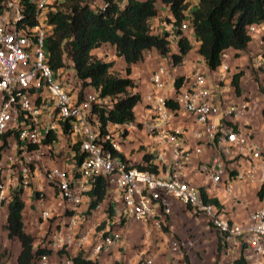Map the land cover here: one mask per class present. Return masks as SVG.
<instances>
[{"label":"built area","instance_id":"1","mask_svg":"<svg viewBox=\"0 0 264 264\" xmlns=\"http://www.w3.org/2000/svg\"><path fill=\"white\" fill-rule=\"evenodd\" d=\"M50 3L51 0H0V204L8 200L9 205L18 190L33 189L39 203L38 225L48 223L55 215L47 204V191L42 184L33 182L36 175H41L70 212L60 229L56 224L36 244L46 249L36 264H72L77 254L99 261L101 255H110L118 247L125 223L140 220L159 230L168 226L176 201L202 212L228 243H245L249 249L244 255L247 262L264 264V205L252 211L243 226L232 222L217 204L209 201L207 193L186 177L182 165L188 163L189 157H185V163H180L183 157H178L164 171L142 170L122 160L116 134H125L135 122L109 123L103 130L93 107L112 104L111 98L101 96L97 90L81 94L78 79L75 75L73 79L68 77L67 71L57 78L48 60ZM28 5L34 7V23L28 21ZM180 30H192L189 16ZM260 30L264 31V22L249 26L252 35ZM194 40L198 42L195 36ZM229 58L230 52L224 50L216 70L228 72ZM262 65L257 63L258 67ZM167 73V67L159 65L149 76L156 89L144 97L154 112L143 125L149 136L166 133L172 122L174 109L159 93ZM171 98L176 109L190 114L198 125L194 136L199 144L193 152L200 154L207 145L216 148L217 154L198 166L211 186L225 181L229 191L234 179L264 182V165L257 170L254 163L262 159L264 150L249 126L247 99L218 102L200 66L179 88L174 86ZM181 134L182 129L176 127L169 137L175 140ZM61 148L65 150L62 157L70 163L48 166L46 162L58 158ZM232 157L243 159L247 168L233 174L227 163ZM157 158L164 160V154L159 153ZM96 177L106 180L105 199L83 210L85 196ZM168 243L172 253L184 256L183 243L173 238ZM73 249L76 254H71ZM145 263L152 264V258Z\"/></svg>","mask_w":264,"mask_h":264},{"label":"crops","instance_id":"2","mask_svg":"<svg viewBox=\"0 0 264 264\" xmlns=\"http://www.w3.org/2000/svg\"><path fill=\"white\" fill-rule=\"evenodd\" d=\"M60 1V0H59ZM123 1V0H122ZM199 0H188L189 7L187 9V17L192 10L198 6ZM97 7L103 6V0H94ZM171 21L174 17L170 14L167 5H160L159 13L152 20L153 31L157 34L168 33L171 42V52L178 50V27ZM186 33L193 45L191 51L185 56L183 61L179 64L173 65L168 56L160 54L157 50H151L145 53L144 58L136 64L131 66V73L129 77L132 78L136 84V90L141 94V101L136 107V121L134 127L130 128L125 134H116V142L121 146L120 154L131 165L135 166L139 163H145L144 156L149 154L152 156V163L157 166V170H167L174 165L178 157H183L180 163H185V157H189L188 163L182 165V169L186 173V177L191 180L193 184L203 193H207L209 201L217 199V204L228 216V218L237 224L246 226L248 223L249 214L264 205V198L258 197V190L262 183L238 181L233 180L231 183V190H227V182H223L220 186L213 187L210 185L209 179L199 171L198 166L202 161L209 160L212 156L217 154L216 148L212 145H207L203 152L196 154L193 152L194 148L199 144V140L194 136V131L198 128L197 123L193 117L182 110L174 109L172 122L166 133L149 136L143 129L144 122L152 119L153 110L146 102L145 95L156 91L153 84L149 80V76L158 68L159 65H164L168 69L165 76V85L160 89L159 93L167 98L173 97V88L175 80L178 77H184L183 82L188 81L189 76L196 66H200L208 78L210 87L213 89L217 101L234 102L242 99H247L250 102V113L247 116L249 126L253 130V137L257 142L263 146L264 150V95L257 87L256 79H254V71L259 72L260 79L264 77V56L262 53V38L264 31L260 30L253 34V40L249 43L247 49L240 51H229L230 70L226 76L225 73L218 70H211L205 64L203 57L198 53L199 42L194 40L192 30L183 31ZM178 39V40H177ZM94 52L105 61L113 62V70L122 76H126L127 63L123 57L116 55L115 49L110 44H104ZM258 62H263L261 67L257 66ZM238 71H242L241 87L242 92L237 95L232 87V75ZM179 127L182 129V134L175 140H171L169 134L172 129ZM109 129H114V125H109ZM58 158L46 162L48 166H62L69 164L70 160H64L62 155L65 154L64 149L58 150ZM164 154V160H158V154ZM230 171L234 174L236 170L247 168L248 164L240 157H232L227 160ZM257 170L260 165H264V152L260 161L254 162ZM35 184H42L47 191V204L52 208L54 215H59V218L54 221L58 225L64 224L68 219L67 206L61 202L56 196L52 188L43 182L41 175H36L34 178ZM33 185V187H34ZM22 198L25 202L23 210L25 227L27 232L35 236L44 235L46 223L41 227L38 225L39 217V203L37 194L33 189L23 191ZM91 202L89 194L85 196V202L82 205L83 210H87ZM179 203V204H178ZM190 206L176 201L172 216L168 219V226L171 222L170 232H164L154 228L147 222L130 221L123 225L124 236L118 247H116L112 254L101 255L99 262L102 264H113L116 260L123 261L125 264L141 263L146 264L147 258H152V264H187L184 256H178L169 250L168 240L173 235H178L183 240V245H186L184 237L189 236L190 233H196L199 247L205 249L207 243H217L216 252L218 254L219 238L223 235L218 229L219 234L215 232L214 225L202 212H195ZM8 213V212H7ZM66 213V214H65ZM100 219L103 215L98 214ZM90 223H94L91 219ZM166 227V226H165ZM139 229V231L131 233L132 230ZM35 240V247H36ZM213 250V249H212ZM213 252H215L213 250ZM212 252V253H213ZM247 255L249 249L243 248L242 244H232L227 242V246L218 254V261L222 264H234V260L240 255ZM71 254H76L75 250ZM56 257V256H54ZM17 258V257H16ZM15 258V261H16ZM192 264H199L194 256L189 255ZM216 262L217 260H215ZM14 264V261H11ZM214 264V263H213ZM248 264H252L248 262Z\"/></svg>","mask_w":264,"mask_h":264},{"label":"trees","instance_id":"3","mask_svg":"<svg viewBox=\"0 0 264 264\" xmlns=\"http://www.w3.org/2000/svg\"><path fill=\"white\" fill-rule=\"evenodd\" d=\"M94 0H60L57 5H50L48 24L52 31L48 37V60L57 78L71 67L79 81L83 94L85 90H97L103 97H110L112 104L93 107L99 117L101 128L106 129L109 123L136 121V107L141 101V94L136 90V82L129 77L131 66L144 58L146 52L157 50L168 56L173 65L183 61L193 45L189 36L180 30L187 18L188 0H103V6H94ZM28 4V3H27ZM160 5H167L174 17L166 20L178 27V50L171 52L169 34H157L153 31L152 20L159 13ZM34 7L28 5V21L35 22ZM192 32L198 40V53L203 57L207 67L216 70L221 64V53L224 50L240 51L247 49L253 40L249 26L264 22V0H199L198 6L189 15ZM264 56V36L262 38ZM104 44L114 47L116 55L123 57L127 63L126 76L113 70V62L105 61L95 52ZM242 71L232 75V87L237 95L242 92ZM184 77L175 80L179 88ZM260 87V86H259ZM167 104L176 109L172 98ZM115 152V151H114ZM116 153V152H115ZM118 154V153H117ZM126 161L122 154H118ZM145 163L135 165L142 170L157 171L152 163V156H144ZM106 180L96 177L89 191L91 202L89 209L94 208L105 199ZM23 190L15 192L8 205L6 230L10 239L20 244L17 264H36L39 256L46 249L35 247V236L27 232L23 210L25 202ZM258 197L264 198V182L258 190ZM211 202L218 203L217 199ZM227 246L225 236L219 238L218 254ZM247 246L243 243V248ZM187 264L189 256L185 253ZM72 264H102L97 260L84 258L77 254ZM113 264H125L116 260ZM214 264H222L218 260ZM234 264H248L244 254L234 260Z\"/></svg>","mask_w":264,"mask_h":264},{"label":"rangeland","instance_id":"4","mask_svg":"<svg viewBox=\"0 0 264 264\" xmlns=\"http://www.w3.org/2000/svg\"><path fill=\"white\" fill-rule=\"evenodd\" d=\"M58 0H51L50 5H57ZM94 6H97L94 4ZM50 8V7H49ZM262 68V67H261ZM264 71V69H262ZM118 73V72H116ZM224 73V72H223ZM258 71H254V79H256L257 82V87L260 86V90L263 95H264V77L260 79L258 76ZM75 75V70L73 67H71L69 70H67V76L73 79V76ZM227 73L225 72L224 76H226ZM220 116H218L219 119ZM179 204V203H178ZM190 208V207H188ZM7 212H8V200L1 202L0 204V264H11V261H14V264H17V261H15V258L17 257L19 250H20V244L16 239H10L7 235V230H6V218H7ZM66 214V213H65ZM59 218V215H55L49 222H46V227H45V234H48L49 231H51L52 228H54V221H56ZM133 221H140V220H133ZM57 223H55L56 225ZM61 225H58L56 228L60 229ZM170 226H172L171 222L169 223V226H166L162 229L164 232H170ZM55 228V229H56ZM216 229L215 232L219 234V231L217 228L214 226ZM139 229L132 230L131 233L133 234L134 232L137 233ZM44 235H36V243L40 241V239L43 238ZM220 235V234H219ZM170 238L176 239L181 244L183 243V240L179 238L178 235H173ZM184 241H186V245L184 246L183 244L181 245V249L183 253H186L188 256L192 254L194 258L197 259L199 264H213L214 263V258L215 260L218 259L217 257V252H216V247L217 243L213 244V242H208L205 249L202 247H199L197 244L198 238L196 233H190L189 236L184 237ZM215 252H213V250ZM213 252V253H212Z\"/></svg>","mask_w":264,"mask_h":264}]
</instances>
